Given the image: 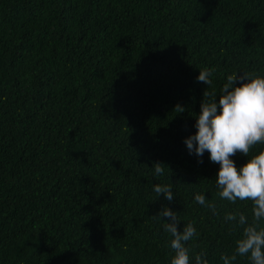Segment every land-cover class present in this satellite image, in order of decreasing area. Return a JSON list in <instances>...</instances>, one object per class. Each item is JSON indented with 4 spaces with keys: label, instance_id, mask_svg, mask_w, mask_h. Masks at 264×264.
<instances>
[{
    "label": "trees",
    "instance_id": "obj_1",
    "mask_svg": "<svg viewBox=\"0 0 264 264\" xmlns=\"http://www.w3.org/2000/svg\"><path fill=\"white\" fill-rule=\"evenodd\" d=\"M234 72L264 76V0H0V264H170L163 207L196 228L190 257L223 264L225 213L251 223L252 204L221 199L184 140Z\"/></svg>",
    "mask_w": 264,
    "mask_h": 264
},
{
    "label": "clouds",
    "instance_id": "obj_2",
    "mask_svg": "<svg viewBox=\"0 0 264 264\" xmlns=\"http://www.w3.org/2000/svg\"><path fill=\"white\" fill-rule=\"evenodd\" d=\"M214 71L199 69L197 81L210 86ZM210 96L212 98L207 99ZM174 110L179 113L185 109L176 105ZM195 129L184 143L190 154L200 158L207 152L210 162L219 165L215 177L219 197L233 204L237 200L252 204L251 223L243 212L225 213L224 220L231 222L232 230L241 229V232L235 240L234 253L221 254L220 259L223 264H234L239 256L247 257L250 264H264V226L260 224L264 220V148L249 156L255 146L264 145V76L255 72H234L227 76L218 99L215 94L204 91ZM237 153L247 157L239 167L232 159ZM153 166L156 175L164 174L163 166L166 165L154 162ZM153 190L157 197L163 194L169 202L174 198L171 184H156ZM194 199L218 215L216 204L207 201L204 194L197 193ZM154 217L165 218L161 220L164 232L171 237L170 264H193V261L194 264H209L203 249L193 257L189 255L191 249L186 244L198 235L192 223L179 231L177 212L168 207H163Z\"/></svg>",
    "mask_w": 264,
    "mask_h": 264
}]
</instances>
